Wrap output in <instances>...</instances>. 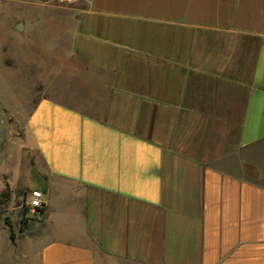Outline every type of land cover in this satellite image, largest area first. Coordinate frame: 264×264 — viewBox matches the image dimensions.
Instances as JSON below:
<instances>
[{
    "label": "crops",
    "instance_id": "crops-1",
    "mask_svg": "<svg viewBox=\"0 0 264 264\" xmlns=\"http://www.w3.org/2000/svg\"><path fill=\"white\" fill-rule=\"evenodd\" d=\"M67 9L71 55L109 75L104 112L35 95L26 129L53 180L30 166L26 187L43 234L8 230L0 264H21L25 240L36 264H264V0Z\"/></svg>",
    "mask_w": 264,
    "mask_h": 264
},
{
    "label": "rangeland",
    "instance_id": "rangeland-1",
    "mask_svg": "<svg viewBox=\"0 0 264 264\" xmlns=\"http://www.w3.org/2000/svg\"><path fill=\"white\" fill-rule=\"evenodd\" d=\"M75 2L0 0V239L9 229L13 237L19 231L30 236L43 234L41 212L31 213L27 207L28 168L36 166L47 174L26 129L35 95L45 94L83 112H104L107 90L103 86L109 75L70 53L67 35L72 21L67 8ZM15 20L25 30L12 29ZM229 161L241 175L258 179L255 168L244 163L240 155ZM64 228L56 222L51 234L67 235ZM21 242L20 250L12 253L14 259L23 264L26 254L30 263L36 264L38 241Z\"/></svg>",
    "mask_w": 264,
    "mask_h": 264
},
{
    "label": "built area",
    "instance_id": "built-area-1",
    "mask_svg": "<svg viewBox=\"0 0 264 264\" xmlns=\"http://www.w3.org/2000/svg\"><path fill=\"white\" fill-rule=\"evenodd\" d=\"M43 196V193L40 191H31L30 198L27 202V207L31 213H40V211L45 208Z\"/></svg>",
    "mask_w": 264,
    "mask_h": 264
},
{
    "label": "trees",
    "instance_id": "trees-1",
    "mask_svg": "<svg viewBox=\"0 0 264 264\" xmlns=\"http://www.w3.org/2000/svg\"><path fill=\"white\" fill-rule=\"evenodd\" d=\"M43 177H44L45 180H48V177H49V176H48V174H43ZM43 211H44V209H42L40 212L42 213ZM9 231H10V237L13 238V233H12V231H11L10 229H9Z\"/></svg>",
    "mask_w": 264,
    "mask_h": 264
},
{
    "label": "water",
    "instance_id": "water-1",
    "mask_svg": "<svg viewBox=\"0 0 264 264\" xmlns=\"http://www.w3.org/2000/svg\"><path fill=\"white\" fill-rule=\"evenodd\" d=\"M18 30H20V27L18 28Z\"/></svg>",
    "mask_w": 264,
    "mask_h": 264
}]
</instances>
